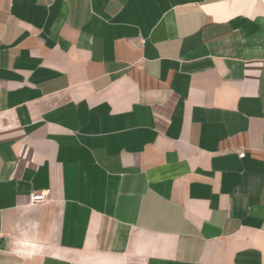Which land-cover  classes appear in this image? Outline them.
Instances as JSON below:
<instances>
[{"label": "crops", "instance_id": "0c3cea01", "mask_svg": "<svg viewBox=\"0 0 264 264\" xmlns=\"http://www.w3.org/2000/svg\"><path fill=\"white\" fill-rule=\"evenodd\" d=\"M0 264H264V0H0Z\"/></svg>", "mask_w": 264, "mask_h": 264}, {"label": "built area", "instance_id": "2783aa9c", "mask_svg": "<svg viewBox=\"0 0 264 264\" xmlns=\"http://www.w3.org/2000/svg\"><path fill=\"white\" fill-rule=\"evenodd\" d=\"M240 157L244 158L245 154H241ZM46 197L45 193H35L30 197V204L32 206L43 204L46 201Z\"/></svg>", "mask_w": 264, "mask_h": 264}]
</instances>
